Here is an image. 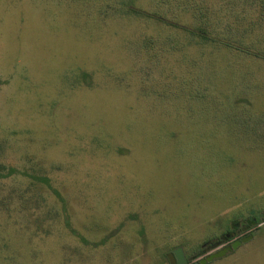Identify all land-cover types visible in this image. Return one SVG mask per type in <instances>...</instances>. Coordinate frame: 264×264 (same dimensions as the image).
I'll use <instances>...</instances> for the list:
<instances>
[{"label": "rangeland", "instance_id": "374dc122", "mask_svg": "<svg viewBox=\"0 0 264 264\" xmlns=\"http://www.w3.org/2000/svg\"><path fill=\"white\" fill-rule=\"evenodd\" d=\"M115 1L0 0V161L26 172L0 180V264L193 263L249 231L217 241L219 220L264 209V149L163 103L132 56L157 27ZM208 264H264V229Z\"/></svg>", "mask_w": 264, "mask_h": 264}, {"label": "trees", "instance_id": "16d2710c", "mask_svg": "<svg viewBox=\"0 0 264 264\" xmlns=\"http://www.w3.org/2000/svg\"><path fill=\"white\" fill-rule=\"evenodd\" d=\"M138 4V0H118L110 6L112 11L157 27L154 35L146 34L138 41L140 51L132 54L137 75L144 72L151 79L148 86L163 103L200 102L208 111L222 115L221 124L218 118L216 123L209 118L216 127L232 130L230 136L235 138L246 137L254 151L264 149V110L256 105L264 96L260 72L264 67V0H148L147 7ZM81 78L90 83L87 73ZM4 147L6 141L0 138V150ZM19 175L26 176V172L0 161V180ZM36 180L51 188L48 178ZM0 204H7L6 200ZM248 212V216L223 218V223L219 220L223 230L215 239L238 235L244 227L250 232L240 240L261 232L264 227L258 225L264 222V209Z\"/></svg>", "mask_w": 264, "mask_h": 264}, {"label": "water", "instance_id": "95a60500", "mask_svg": "<svg viewBox=\"0 0 264 264\" xmlns=\"http://www.w3.org/2000/svg\"><path fill=\"white\" fill-rule=\"evenodd\" d=\"M251 238H252V235L248 236L246 238H243L241 240L240 239L234 240L231 244L224 246L223 248H221V249H219L213 253H210L208 256L203 257L202 259L194 262L193 264H208L215 259L222 258V257L228 255L229 253L234 252L239 246L246 243ZM174 256L176 259V264H187L188 263V259L186 258L182 248H180V247L176 248L174 250Z\"/></svg>", "mask_w": 264, "mask_h": 264}, {"label": "flooded vegetation", "instance_id": "af4514ba", "mask_svg": "<svg viewBox=\"0 0 264 264\" xmlns=\"http://www.w3.org/2000/svg\"><path fill=\"white\" fill-rule=\"evenodd\" d=\"M244 229H245V227H244ZM248 232H250V230L248 231ZM241 233V232H240ZM239 234V233H238ZM232 236V238H234V236L233 235H227L225 238H230ZM238 236V235H237ZM236 235H235V237H237ZM241 238V237H240ZM231 240H233V239H231ZM231 240H229V241H231ZM230 244H231V242H230ZM187 259H188V263L187 264H192V261H190L189 260V258L187 257ZM176 260V259H175ZM194 263V262H193ZM176 264V263H175Z\"/></svg>", "mask_w": 264, "mask_h": 264}]
</instances>
